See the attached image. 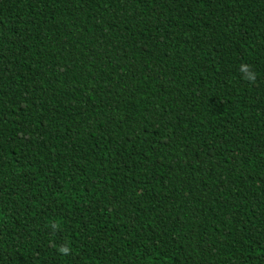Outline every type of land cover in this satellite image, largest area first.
I'll use <instances>...</instances> for the list:
<instances>
[{
	"label": "trees",
	"instance_id": "trees-1",
	"mask_svg": "<svg viewBox=\"0 0 264 264\" xmlns=\"http://www.w3.org/2000/svg\"><path fill=\"white\" fill-rule=\"evenodd\" d=\"M0 264H264V0H0Z\"/></svg>",
	"mask_w": 264,
	"mask_h": 264
},
{
	"label": "clouds",
	"instance_id": "clouds-1",
	"mask_svg": "<svg viewBox=\"0 0 264 264\" xmlns=\"http://www.w3.org/2000/svg\"><path fill=\"white\" fill-rule=\"evenodd\" d=\"M239 70H240V72L242 74V78L244 80H246L252 84H255V82L257 80V73L254 71V69L251 65L241 64ZM51 227L53 228V230L58 228L57 225H52ZM58 252L62 256H69L72 254V249L67 243H65L58 248Z\"/></svg>",
	"mask_w": 264,
	"mask_h": 264
}]
</instances>
